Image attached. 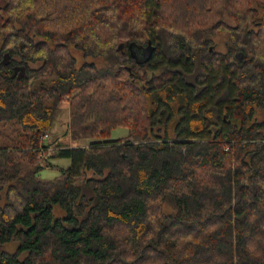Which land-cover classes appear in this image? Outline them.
Wrapping results in <instances>:
<instances>
[{
  "label": "trees",
  "instance_id": "1",
  "mask_svg": "<svg viewBox=\"0 0 264 264\" xmlns=\"http://www.w3.org/2000/svg\"><path fill=\"white\" fill-rule=\"evenodd\" d=\"M0 264H264V0H0Z\"/></svg>",
  "mask_w": 264,
  "mask_h": 264
},
{
  "label": "rangeland",
  "instance_id": "2",
  "mask_svg": "<svg viewBox=\"0 0 264 264\" xmlns=\"http://www.w3.org/2000/svg\"><path fill=\"white\" fill-rule=\"evenodd\" d=\"M73 48V46H72ZM221 48H223L221 46ZM74 49V48H73ZM74 54L77 57V65H80L84 61L94 60L93 56H84L80 50L74 49ZM69 120H70V104L68 100H63L60 103L58 112L55 115L53 125L49 131V135L46 138V141H61L64 144H78V143H85L82 141H76L72 138L71 133L69 131ZM129 133V129L125 126H117L113 128L108 135L109 138H118L120 136H124ZM55 161L62 165L66 166L69 164L70 160L68 158H57ZM60 173L58 168H49L46 167L41 171L42 177L52 178L57 176ZM65 214V210L58 205L54 206V215L55 216H62ZM9 249L14 248V245H8Z\"/></svg>",
  "mask_w": 264,
  "mask_h": 264
},
{
  "label": "water",
  "instance_id": "3",
  "mask_svg": "<svg viewBox=\"0 0 264 264\" xmlns=\"http://www.w3.org/2000/svg\"><path fill=\"white\" fill-rule=\"evenodd\" d=\"M124 47V42H121L120 45L118 46L119 49H123Z\"/></svg>",
  "mask_w": 264,
  "mask_h": 264
}]
</instances>
